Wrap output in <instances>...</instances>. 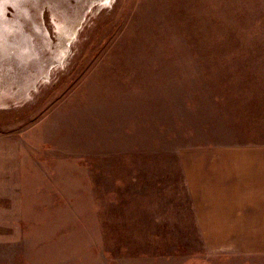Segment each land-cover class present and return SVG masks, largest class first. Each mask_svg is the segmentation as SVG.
Masks as SVG:
<instances>
[{"label": "rangeland", "instance_id": "rangeland-1", "mask_svg": "<svg viewBox=\"0 0 264 264\" xmlns=\"http://www.w3.org/2000/svg\"><path fill=\"white\" fill-rule=\"evenodd\" d=\"M0 23V264H264V235L203 239L180 159L264 141V0H0Z\"/></svg>", "mask_w": 264, "mask_h": 264}, {"label": "crops", "instance_id": "crops-1", "mask_svg": "<svg viewBox=\"0 0 264 264\" xmlns=\"http://www.w3.org/2000/svg\"><path fill=\"white\" fill-rule=\"evenodd\" d=\"M181 168L196 223L217 253L255 251L251 238L264 235V143L191 147L180 152Z\"/></svg>", "mask_w": 264, "mask_h": 264}, {"label": "bare ground", "instance_id": "bare-ground-1", "mask_svg": "<svg viewBox=\"0 0 264 264\" xmlns=\"http://www.w3.org/2000/svg\"><path fill=\"white\" fill-rule=\"evenodd\" d=\"M0 26H2L1 25V23H0ZM8 35V34H7ZM36 40V39H35ZM32 41V40H31ZM26 43V42H25ZM48 46V45H47ZM0 47H1V50H2V52L1 53H5V50L3 51V48L5 47L6 48V51H10V50H17V49H14V47L13 46H11V45H9V43H5L4 41H1L0 40ZM27 49V48H26ZM11 52V51H10ZM26 52V51H25ZM18 53H21V52H18ZM20 55H22V54H20ZM34 55V54H33ZM37 55V54H36ZM32 56V55H31ZM61 62V61H60Z\"/></svg>", "mask_w": 264, "mask_h": 264}, {"label": "trees", "instance_id": "trees-1", "mask_svg": "<svg viewBox=\"0 0 264 264\" xmlns=\"http://www.w3.org/2000/svg\"><path fill=\"white\" fill-rule=\"evenodd\" d=\"M259 143H264V141H262V142H259ZM253 144H256V143H253Z\"/></svg>", "mask_w": 264, "mask_h": 264}, {"label": "water", "instance_id": "water-1", "mask_svg": "<svg viewBox=\"0 0 264 264\" xmlns=\"http://www.w3.org/2000/svg\"><path fill=\"white\" fill-rule=\"evenodd\" d=\"M0 50H1V47H0ZM2 51V50H1Z\"/></svg>", "mask_w": 264, "mask_h": 264}]
</instances>
